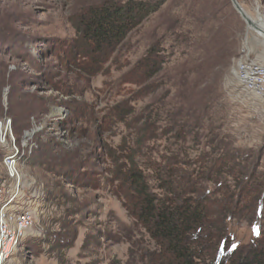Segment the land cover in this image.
<instances>
[{
  "label": "rangeland",
  "instance_id": "374dc122",
  "mask_svg": "<svg viewBox=\"0 0 264 264\" xmlns=\"http://www.w3.org/2000/svg\"><path fill=\"white\" fill-rule=\"evenodd\" d=\"M105 1L0 0V207L18 149L37 218L9 264H163L120 188L132 163L156 188L166 160L207 158L220 139L264 172V101L231 74L245 42L264 62V0H237L251 21L231 0H154L164 5L115 52L86 56L74 24ZM254 219L227 221L240 249L256 243Z\"/></svg>",
  "mask_w": 264,
  "mask_h": 264
},
{
  "label": "trees",
  "instance_id": "16d2710c",
  "mask_svg": "<svg viewBox=\"0 0 264 264\" xmlns=\"http://www.w3.org/2000/svg\"><path fill=\"white\" fill-rule=\"evenodd\" d=\"M163 5L154 0H107L90 7L74 24L78 46L86 56L108 57ZM204 154L208 157L166 160L158 168L159 184L152 189L141 166L132 163L120 178L132 215L158 246L163 264H264V172L257 173L245 162L247 157L239 150L230 152L220 139ZM208 182L219 186L207 191ZM252 210L258 218L250 225L256 243L240 249L235 234H226L227 221H239ZM213 239H219L215 259L209 252Z\"/></svg>",
  "mask_w": 264,
  "mask_h": 264
},
{
  "label": "built area",
  "instance_id": "2783aa9c",
  "mask_svg": "<svg viewBox=\"0 0 264 264\" xmlns=\"http://www.w3.org/2000/svg\"><path fill=\"white\" fill-rule=\"evenodd\" d=\"M232 77L241 88L264 101V62L253 57L247 42L243 44L238 58L235 60L231 71ZM12 136L10 125L5 126L1 142L7 136ZM11 154L4 159L9 176L14 180L12 196L0 207V264H9L18 251L21 241L27 232L35 225L37 218L33 209L24 208L25 192L21 187V175L17 169V154ZM31 196L35 197V193ZM17 207L14 211L12 207Z\"/></svg>",
  "mask_w": 264,
  "mask_h": 264
},
{
  "label": "water",
  "instance_id": "95a60500",
  "mask_svg": "<svg viewBox=\"0 0 264 264\" xmlns=\"http://www.w3.org/2000/svg\"><path fill=\"white\" fill-rule=\"evenodd\" d=\"M233 6L237 9V11L248 21H250V19L247 17L246 13L243 11L241 5L239 4V2L237 0H231Z\"/></svg>",
  "mask_w": 264,
  "mask_h": 264
},
{
  "label": "bare ground",
  "instance_id": "6f19581e",
  "mask_svg": "<svg viewBox=\"0 0 264 264\" xmlns=\"http://www.w3.org/2000/svg\"><path fill=\"white\" fill-rule=\"evenodd\" d=\"M248 17V16H247ZM249 18V17H248ZM250 19V18H249ZM250 21H251V19H250Z\"/></svg>",
  "mask_w": 264,
  "mask_h": 264
},
{
  "label": "snow or ice",
  "instance_id": "6c2138e0",
  "mask_svg": "<svg viewBox=\"0 0 264 264\" xmlns=\"http://www.w3.org/2000/svg\"><path fill=\"white\" fill-rule=\"evenodd\" d=\"M258 231V230H257Z\"/></svg>",
  "mask_w": 264,
  "mask_h": 264
}]
</instances>
